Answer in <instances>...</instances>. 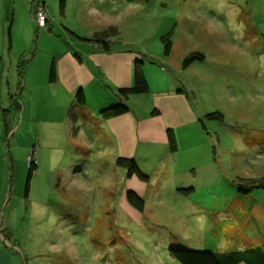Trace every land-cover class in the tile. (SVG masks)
Instances as JSON below:
<instances>
[{"label": "rangeland", "instance_id": "1", "mask_svg": "<svg viewBox=\"0 0 264 264\" xmlns=\"http://www.w3.org/2000/svg\"><path fill=\"white\" fill-rule=\"evenodd\" d=\"M100 1L75 0L66 20L91 22L97 38L175 74L205 127L198 138L193 125L189 136L177 134L176 170L160 171V154L143 163L149 180L135 217L119 200L126 170L110 160L113 152H99L93 123L73 127L71 105L48 101L56 84L24 78L28 67L45 76L54 49L75 50L94 30L62 33L54 23V43L63 46L1 48L0 226L19 247L21 264H181L169 248L263 245L264 186L242 193L239 185L264 179V0ZM54 9L60 23V1ZM192 52L204 59L183 67ZM213 111L223 119L204 117ZM190 142L199 165L193 175L185 171L193 167Z\"/></svg>", "mask_w": 264, "mask_h": 264}, {"label": "crops", "instance_id": "2", "mask_svg": "<svg viewBox=\"0 0 264 264\" xmlns=\"http://www.w3.org/2000/svg\"><path fill=\"white\" fill-rule=\"evenodd\" d=\"M32 1L0 0V50L6 46L8 48L11 46H63L54 43L58 39L50 30L54 23L62 33L77 32V29L83 25L86 29L94 30V33L88 41L76 45L78 47L75 50L70 47L53 50L54 58L51 65H54V80H50L51 67L45 76H42L36 68L30 71L31 67H28L24 72L25 80L28 73L29 81L32 83L38 84L45 77L44 82L48 80L49 83L54 82L56 86L59 85L60 92L55 90V86L53 91L46 93L48 101L54 105L66 103L64 108L71 105L73 127H79L90 120L89 124L93 123L94 130H97V137L93 142L98 144L99 152L105 150L113 152L112 157L109 153V158L118 167L122 168L116 163L115 156L133 159L144 173L141 167L143 163L147 164L149 160L160 154L157 163L160 171L167 169V165L172 166L169 170H176L178 159H171L175 152L171 151L170 147L168 149L169 134L172 135L175 150H177L179 146L177 134L182 131L185 136H189L188 126L193 125L198 138L204 123L201 112L196 110L190 96L180 87V79L175 74H170L163 65L159 68L155 63L146 62L132 50L114 47L112 40H109L107 36L104 39L97 38L96 33L100 31H96L91 22L71 25L66 19L68 11L74 7L75 0H42L48 10V30L36 26L32 16ZM59 1L61 13L63 11L65 13L60 23L57 22L59 17L54 9ZM78 1L80 0H76ZM117 1L113 0L110 3ZM98 2L102 3L100 0ZM52 4L53 9L50 8ZM71 5H73L72 8ZM76 10L79 16L80 8L77 7ZM92 12H98L96 6H92ZM39 50L40 48L37 47V52ZM136 61L141 62V71L146 79L148 91L129 94L125 100L118 91L120 88L131 87L134 84L133 72ZM79 90H82L84 94L82 104L76 102L75 95ZM119 102L126 103L129 109L109 118H103L100 115L101 110ZM190 143L192 148L188 151L193 167H186L185 171L193 175L192 170H196L197 174L199 165L195 163V145ZM123 168L126 170L123 178L125 186L119 200H123L121 203L126 212L137 217L141 215V212L126 201V192H134L138 197L145 199L146 180H142L136 174L128 177L127 169ZM18 248L12 241L4 247L0 246V264H21Z\"/></svg>", "mask_w": 264, "mask_h": 264}, {"label": "trees", "instance_id": "3", "mask_svg": "<svg viewBox=\"0 0 264 264\" xmlns=\"http://www.w3.org/2000/svg\"><path fill=\"white\" fill-rule=\"evenodd\" d=\"M164 38V37H163ZM165 46L164 51L166 53L169 52L172 42L171 40L165 38ZM204 55L198 52H192L190 55L185 57L182 61V66L187 67L188 65L192 64L196 60H203ZM141 62L136 61L134 65V84L131 87L120 88L119 94L123 99L126 100L129 94L132 93H144L148 91V86L146 83V79L143 76L141 71ZM55 78V71L54 65H51L50 69V80H54ZM76 102L84 103V94L82 90L77 91L76 95ZM128 105L124 102H119L109 106L100 111V115L103 118H109L112 116L119 115L124 113L128 110ZM207 119H223V114L219 111H213L206 113L204 115ZM203 127H205L204 123H202ZM169 147L171 151H174L176 146L172 135L169 134ZM116 163L125 167L127 169V176L130 177L132 174H136L142 180H149L147 174L143 173L139 167L137 166L136 162L133 159L125 158V157H117ZM36 169V164L34 161H29V176L28 179L31 177L32 173ZM239 190L243 193H248L253 188L262 187L264 186V179L261 181H256L252 179H240ZM28 187V185H27ZM181 192L185 194H189L192 190L191 189H179ZM126 201L133 207H135L138 211L142 212L145 207V199L138 197L134 192L127 191L126 192ZM4 225L3 222L0 226V235L2 236L3 241L7 245L9 241H13L12 235L10 233H3ZM170 254L176 258L181 264H264V244L244 250H234L231 252H214L208 250H198V249H191V248H176L171 247L169 248Z\"/></svg>", "mask_w": 264, "mask_h": 264}, {"label": "built area", "instance_id": "4", "mask_svg": "<svg viewBox=\"0 0 264 264\" xmlns=\"http://www.w3.org/2000/svg\"><path fill=\"white\" fill-rule=\"evenodd\" d=\"M33 6V19L36 22L37 26L39 28H43L45 30H48V10L47 6L42 0H33L32 1Z\"/></svg>", "mask_w": 264, "mask_h": 264}]
</instances>
